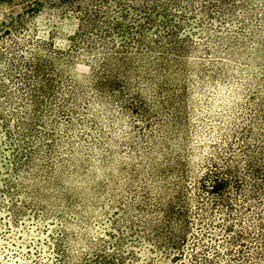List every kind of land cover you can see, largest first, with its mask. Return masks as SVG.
<instances>
[{"label":"rangeland","instance_id":"374dc122","mask_svg":"<svg viewBox=\"0 0 264 264\" xmlns=\"http://www.w3.org/2000/svg\"><path fill=\"white\" fill-rule=\"evenodd\" d=\"M263 153L264 0H0V264H264V204L198 184Z\"/></svg>","mask_w":264,"mask_h":264},{"label":"trees","instance_id":"16d2710c","mask_svg":"<svg viewBox=\"0 0 264 264\" xmlns=\"http://www.w3.org/2000/svg\"><path fill=\"white\" fill-rule=\"evenodd\" d=\"M263 156H264V153H263ZM235 160H236V157L234 155L233 157H231V161H235ZM260 160L261 161L255 159L254 156L251 158L250 156L248 157V162H246L247 163L246 169L247 171L250 172L248 176L247 175L243 176V174H241L242 170L239 169L238 160H236V163L234 164L232 163L229 167L227 168L225 167V169H223L222 167L220 168L219 163H216L215 165H212V167H208L207 171L198 180L199 189L206 192L208 195L216 196L218 198L219 204L221 206H224L226 208V211L229 210L232 212H236L237 210L236 206H239L240 208L244 206H248L250 205L249 203L252 200H255V202H258L260 205H263L264 204V161H263L264 157L263 159H260ZM184 171H185V168L181 169L180 173ZM189 172H191L192 174V171H186V174L185 173L183 174L188 175ZM247 177L248 178L253 177V181L251 182V185L253 186V188L250 189V192H246L242 198L241 197L234 198L230 193H225V191L229 187H233L238 192L239 191L242 192L244 190V181L247 180ZM161 192H164L165 194L168 191H164L162 187ZM261 194H263V196H260ZM164 203L165 201H161L160 204H164ZM167 204H168L167 205L168 209L163 210L164 215L166 216V224H168L166 227V230H163V227L161 226L162 222L159 223L160 221L158 222V219H156L157 217H155L154 220L151 221V225H150L152 229L154 228L153 230L155 233V237L150 242H153L154 244H156V246L160 250L166 249L167 247L170 249H178L181 243L184 240H187V236H188L189 219H186L187 217L186 208H183L180 211V213H182L181 215L183 218L181 219L182 224L178 225L176 218L174 217L175 216L174 204L173 203H167ZM152 211H154L153 215L155 214L158 215L157 213L158 211L157 212L156 210H152ZM256 212H257L256 213L257 216L261 215L259 211H256ZM229 216H231V214ZM205 217L207 218V216ZM205 217L199 220L205 222ZM209 220H211V223H209L208 225L210 224L216 225L212 219H209ZM208 221L206 223H208ZM261 223L264 225V222H261ZM224 226H225L226 231H232L233 228L235 227V224H228ZM177 231H180L181 234L176 235ZM245 232L246 231L238 232L237 236L233 237L232 240L230 239L228 243H230L232 246L234 244H239V246L243 247L244 239L246 238ZM257 233H258V236L261 234V236L264 237V229L260 230V232H257ZM226 247L230 248L228 246ZM204 248L205 249L209 248L215 255L220 254L218 247H216L214 244L205 243ZM232 248L233 247H231V249H228V250L231 251ZM261 250H262L261 252L264 254V246L261 248ZM231 254H233V252H231ZM63 255L67 256L68 258H70V260H72V262H74L75 257L73 253L69 254L68 252L67 253L63 252ZM99 256L104 261L94 260L95 258H98ZM105 257L106 256L103 254L100 255L96 253L95 258L88 257L86 258L85 262L82 264H89L93 260L94 262H96V264H111V261H108V259ZM121 259H123L122 256H121ZM205 259L207 261L208 260L211 261L209 257H205ZM74 264H77V263H74Z\"/></svg>","mask_w":264,"mask_h":264}]
</instances>
